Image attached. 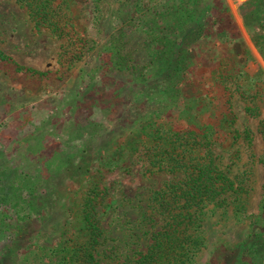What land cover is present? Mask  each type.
I'll return each instance as SVG.
<instances>
[{
	"label": "rangeland",
	"instance_id": "obj_1",
	"mask_svg": "<svg viewBox=\"0 0 264 264\" xmlns=\"http://www.w3.org/2000/svg\"><path fill=\"white\" fill-rule=\"evenodd\" d=\"M69 10L86 42L57 77L66 36L0 0V50L49 71L0 62V264H71L88 187L96 250L120 257L148 242L161 223L153 192L182 172L120 150L146 118L212 125L214 161L236 189L201 208L190 263L231 264L228 246L264 239V3L69 0ZM248 264H264V251Z\"/></svg>",
	"mask_w": 264,
	"mask_h": 264
},
{
	"label": "trees",
	"instance_id": "obj_2",
	"mask_svg": "<svg viewBox=\"0 0 264 264\" xmlns=\"http://www.w3.org/2000/svg\"><path fill=\"white\" fill-rule=\"evenodd\" d=\"M16 1L26 8L35 29L43 26L57 37L66 36V43H61L57 52L60 69L51 71L56 73L57 77L66 74L65 71L70 68L73 60L83 52L86 42L71 18L69 0ZM253 1L264 3V0ZM64 45L71 47L65 49ZM2 61L11 66L12 72H30L37 75L49 73L19 64L0 50V62ZM175 78L176 82L182 81L179 76ZM168 79L170 81V77ZM245 110L250 111L251 107L245 106ZM225 116L227 115L224 113L221 118ZM188 121L186 125H172L161 119H143L134 132L127 134L120 149L127 153L137 152L138 157L145 159L147 166L169 172H182L181 177H172L153 192V209L160 215L161 223L156 229L149 230L148 242L139 249L134 248L123 253L120 257H104L96 250L100 231L97 219L92 216L95 196L90 193L93 187H88L79 202L82 212L80 227L85 228L86 233L84 239L73 243L70 252L71 264H191L192 257L202 241L199 235L194 233L200 226L201 208L210 203H221L224 201L221 195L227 191L235 192L236 187L234 181L214 161L211 149L212 125L206 123L195 126ZM195 148H199L201 153L193 154ZM118 157L116 158L119 159ZM243 246L244 244L228 246L227 250L232 252L233 257L231 264L252 263L254 256L262 255L264 239L257 238L244 249ZM209 262L208 264H214Z\"/></svg>",
	"mask_w": 264,
	"mask_h": 264
},
{
	"label": "crops",
	"instance_id": "obj_3",
	"mask_svg": "<svg viewBox=\"0 0 264 264\" xmlns=\"http://www.w3.org/2000/svg\"><path fill=\"white\" fill-rule=\"evenodd\" d=\"M21 85V84H20ZM22 86V85H21ZM20 87V86H19ZM141 122V120L137 123V126H138V124Z\"/></svg>",
	"mask_w": 264,
	"mask_h": 264
}]
</instances>
